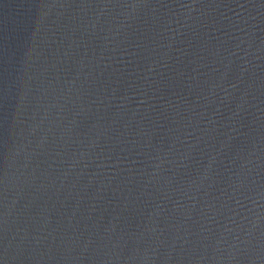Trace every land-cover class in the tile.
<instances>
[{"label": "water", "instance_id": "obj_1", "mask_svg": "<svg viewBox=\"0 0 264 264\" xmlns=\"http://www.w3.org/2000/svg\"><path fill=\"white\" fill-rule=\"evenodd\" d=\"M0 264H264V0H0Z\"/></svg>", "mask_w": 264, "mask_h": 264}]
</instances>
